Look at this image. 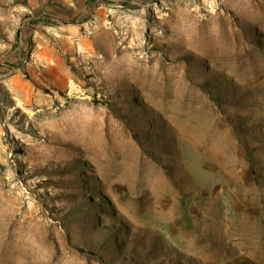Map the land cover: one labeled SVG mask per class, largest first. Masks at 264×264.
Here are the masks:
<instances>
[{
	"label": "rangeland",
	"instance_id": "374dc122",
	"mask_svg": "<svg viewBox=\"0 0 264 264\" xmlns=\"http://www.w3.org/2000/svg\"><path fill=\"white\" fill-rule=\"evenodd\" d=\"M0 264H264V0H0Z\"/></svg>",
	"mask_w": 264,
	"mask_h": 264
}]
</instances>
